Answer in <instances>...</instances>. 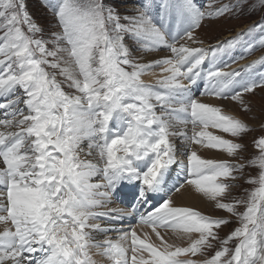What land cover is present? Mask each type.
I'll use <instances>...</instances> for the list:
<instances>
[{
  "label": "snow or ice",
  "instance_id": "6c2138e0",
  "mask_svg": "<svg viewBox=\"0 0 264 264\" xmlns=\"http://www.w3.org/2000/svg\"><path fill=\"white\" fill-rule=\"evenodd\" d=\"M257 3L264 8V0ZM126 4L41 0L56 23L47 29L29 0H0V264H100L92 249L109 264H264V134L252 142L258 154L245 155V144L208 129L241 139L249 125L193 91L203 81L201 95L230 97L250 112L246 94L264 93V56L231 71L205 72L204 66L209 51L215 60L257 30L259 42L245 45L243 55L264 47V23L205 49L191 46L203 44L196 35L202 22L242 14L245 0ZM155 49L168 54L143 62ZM157 66L166 75L145 81V72ZM260 111L264 126V104ZM193 144L233 159L202 158ZM241 181L254 189L231 197ZM132 182L136 191L128 201L124 189ZM185 184L239 226L221 240L228 219L172 206L170 193ZM116 200L131 210L109 208ZM133 213L152 226L158 242L115 227ZM158 229L187 238L188 246L169 243ZM110 231L122 234L116 241L97 239Z\"/></svg>",
  "mask_w": 264,
  "mask_h": 264
},
{
  "label": "rangeland",
  "instance_id": "374dc122",
  "mask_svg": "<svg viewBox=\"0 0 264 264\" xmlns=\"http://www.w3.org/2000/svg\"><path fill=\"white\" fill-rule=\"evenodd\" d=\"M30 2V8L31 11L35 14V16L40 20V22L45 26L47 29H55L56 28V23L52 18L50 10L43 8L41 6V0H29ZM56 0H53V3H55ZM116 3L120 4L121 8L128 7L126 3L128 2H139V0H115ZM160 0H155V3H159ZM231 0H217V4H227L230 3ZM209 3H211V0H209ZM246 7H244L242 14H237L235 17H229V18H221V17H210L207 18L205 21L202 22L203 27L200 29L196 30V35L200 38L201 41H203V44H192L191 46L194 47H207V49H213L218 43H220V40H229L231 37H233L236 33L240 32L242 29H245L249 26H251L254 22L255 23H264V20H262V17H264V8H261L259 4L257 3V0H245ZM139 6V4H137ZM213 7H216V4H213ZM155 12L161 14L159 12V9L154 8L153 10V15L156 14ZM170 27L174 32H176V25L174 21H169ZM260 39V33L257 31H254L251 35L245 34L242 37V43L237 45L233 49H226V51L230 50L231 52H226L219 60H217L218 64L216 67L220 68L225 64L231 63L234 59L232 58V55H235L237 57V62L235 63V69H238L239 67L236 68L237 65H245L248 64L249 62L253 60L259 59L261 56H264V47H259L255 51H253L250 55H243L245 52V45L250 44V43H258ZM248 41V42H247ZM215 42V43H214ZM213 43V44H211ZM225 51V50H224ZM235 51V52H234ZM168 52L165 49L164 51H161L160 49H155L153 50L148 56L144 57L143 62L145 63H150L153 59H160L163 58L165 55H167ZM211 55V51H209L208 56ZM218 55V54H217ZM244 56L242 59L239 58L241 56ZM241 59V60H239ZM239 60V61H238ZM214 62L212 60V57L210 56L205 63L204 66V71L207 72L209 68H212ZM211 66V67H210ZM227 70V69H226ZM264 70V69H260ZM149 71H154V72H159L162 71L161 67H153L149 69L146 72ZM59 78V77H58ZM145 81L148 82H155L156 80H148L144 76L142 77ZM65 90L68 91L67 87L65 86ZM246 99L249 100L250 106H251V111L246 112L237 102L231 101L230 98L226 100L220 101L219 98L215 95L214 97H208V98H202L199 99L201 102L211 104L213 106L221 108L222 112L227 115H232L236 116L242 120H244L248 125L249 128L252 129L250 130L246 136H244L241 139H235L231 137L230 134L228 133H223L219 129L215 128H209V131L214 132L217 135H223L226 139H234L235 142L243 143L245 144L247 148V152L245 155H255L258 154V150H256L253 146V141L254 139L259 138L261 134H264V126L261 125V120L257 117H261V105L264 104V93H262L260 90H257L255 96H248L246 94ZM183 127V125H181ZM187 129L191 130L189 125H187ZM199 130V129H198ZM87 142H85L86 144ZM87 150V149H85ZM192 150H195L198 152L202 158L205 159H217V160H228L231 161L233 158L226 152L220 151V150H214L213 153L209 154L208 151L211 149H206L203 148L199 145L193 144L192 145ZM91 158V157H90ZM248 172L251 174V176H256L258 170L257 169H248ZM174 175V174H173ZM93 183L97 182L95 178H93ZM254 185L247 183L245 181H241V186L233 188L231 191V197H246L249 192H251L254 189ZM190 190L191 193L187 194L186 191ZM202 193L197 191L196 188L192 185L185 184L184 187L180 188L178 192H176L172 196V206L174 207H185V208H193L197 211H200L204 215L212 216L215 218H226L230 221V223L227 226H222L221 229L219 230V237L220 239H225L232 230H234L236 227L239 226V221L235 218L232 217L231 214L227 213L226 210H221L218 209L215 206V202L211 201V204L208 203L207 208H203L201 203H197V205H191L190 202L192 201V197L194 195H201ZM231 197L225 200V202H231ZM124 198L127 200V195L125 193L124 189ZM188 199H190L188 203ZM119 205H122L123 203L121 200L117 201ZM113 205V206H112ZM109 205V208H117L118 205L112 204ZM102 210V209H101ZM125 210L129 211L128 207H125ZM241 212L244 211L243 207H240L239 209ZM127 221L124 223H120V225H123L122 227L125 228V224H127ZM98 223H101L102 225L105 224V221L99 220L97 221ZM119 224V223H117ZM123 231H126L122 229ZM159 230V229H158ZM161 232V235L169 236L173 240H176L180 237H178L171 229L163 231L159 230ZM114 231H110L107 233V237H103L100 240H104L107 238H111ZM116 232V231H115ZM114 232V234H115ZM137 235L139 234L138 231ZM122 233L119 232L116 236L120 237ZM197 234H193L195 237ZM113 239V238H112ZM183 241H186L187 243H184L185 247L189 244V241L187 238L181 239ZM234 241L229 242V246L233 247L234 246ZM218 248V246H217ZM217 248H214L209 251L207 254L208 256L213 255L215 250ZM91 254L93 256L99 257L102 259L103 263H109L106 257H101L96 254V250L92 249ZM194 259H205L206 257H200L197 255L196 257H193Z\"/></svg>",
  "mask_w": 264,
  "mask_h": 264
},
{
  "label": "bare ground",
  "instance_id": "6f19581e",
  "mask_svg": "<svg viewBox=\"0 0 264 264\" xmlns=\"http://www.w3.org/2000/svg\"><path fill=\"white\" fill-rule=\"evenodd\" d=\"M248 42V41H247ZM224 51V50H223ZM212 57V54L210 55ZM208 56V58L210 57ZM223 56L222 54V51H220L218 53V55L216 56L215 60H213L214 64L212 66V68H217V60H219L221 57ZM206 63V62H205ZM211 67V66H210ZM163 75H166V73H163L162 71H159V72H154V71H149V72H145V77L148 79V80H156L160 77H162ZM186 82V81H185ZM215 150V149H214ZM209 154H212L214 151L213 149H211L210 151H208ZM187 194L191 193L190 190H187L186 191ZM190 199H188V203H189ZM201 203L202 207L203 208H207L208 207V203L211 204V201L209 198H207L203 193L201 195H199L197 197V195H194L192 197V201L190 202L191 205H197V203ZM117 228V227H116ZM4 229V225L3 224H0V231H3ZM138 235L141 237V238H144V234L147 233L154 242H158L153 231H152V228H139L138 230ZM165 236V235H164ZM103 237H105L104 235H98L97 236V239H102ZM165 238L169 241V243H174L178 246H181V247H185L184 243H187L186 241H183L181 240V238H178L176 240H173L172 238H170L169 236H165ZM105 239V238H104ZM188 246V245H187ZM94 259H96L97 261L100 262V264H104L102 259L99 258V257H96V256H93ZM108 260V259H107ZM106 264H109V263H106Z\"/></svg>",
  "mask_w": 264,
  "mask_h": 264
}]
</instances>
